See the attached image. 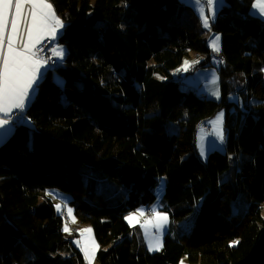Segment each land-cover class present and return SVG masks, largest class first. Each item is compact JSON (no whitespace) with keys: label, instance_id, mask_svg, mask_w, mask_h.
Masks as SVG:
<instances>
[{"label":"trees","instance_id":"obj_1","mask_svg":"<svg viewBox=\"0 0 264 264\" xmlns=\"http://www.w3.org/2000/svg\"><path fill=\"white\" fill-rule=\"evenodd\" d=\"M48 1L64 21L56 43L67 51L39 82L26 122L0 144V264H86L63 215L40 200L48 188L72 196L75 217L100 245L98 264H179L183 256L189 264H264V24L250 16L254 0H224L212 25L221 36V102L171 76L189 53L210 54L199 18L179 0ZM236 74L255 104L227 125L225 152L202 162L196 129L226 105ZM168 122L178 131L167 134ZM230 157L237 167L227 175ZM85 164L127 187L118 206L84 185ZM160 177L170 218L196 211V219L190 233L166 235L161 251L149 253L128 237L124 213L154 203ZM238 193L249 202L241 215Z\"/></svg>","mask_w":264,"mask_h":264},{"label":"rangeland","instance_id":"obj_2","mask_svg":"<svg viewBox=\"0 0 264 264\" xmlns=\"http://www.w3.org/2000/svg\"><path fill=\"white\" fill-rule=\"evenodd\" d=\"M179 1L184 7L191 8L199 18L201 25V40L206 43L210 54L189 53V56L184 57L181 64L171 72V76L173 79L187 85L188 90L193 92L196 96L215 102H221L222 94L218 74V70L222 64L221 59L218 58L221 50V36L212 29V25L219 11L223 8L226 9L225 1L219 0L214 18L208 13L207 6L205 5V15L209 17V27L204 26L199 12L197 11L195 0ZM254 4H258V0L253 1L250 16L258 19L264 24V14H261L260 8L254 7ZM230 12L235 19L241 22L246 19L244 15H241L233 9H231ZM58 17L63 21L60 16ZM63 26L56 28L58 35L54 38L55 51H62L63 55H55L52 49L51 57L56 59L58 65L52 64L51 59H48L51 64L50 67L53 70L56 66L61 65L62 60L66 56V48L56 43V39L63 32ZM216 36H219V41L217 42L216 50H214L211 41ZM207 58H209V60H206ZM236 76L238 81L235 84L234 81L231 83V90L225 101L226 105L220 107L213 117L202 121L196 129L194 150L202 162L206 161L207 155L211 151L225 152L227 125L234 126L239 117L243 121L245 114L252 109L255 104L252 91L248 88L245 81L239 80L242 78V74H236ZM54 78L57 82H60L57 75H54ZM157 78L160 79V76L157 75ZM33 101L31 103H33ZM221 113L222 117L217 120V117L220 116ZM25 122L26 120H23V123ZM164 127L167 134L178 131V124L175 122H168ZM235 167H237V160L236 158L230 157V170L226 172V174L228 175ZM82 175L84 185L89 187V184L93 183L95 191L104 196L109 206H118L123 196L127 194L128 189L126 186L118 185L115 182L105 179L101 173L93 169L89 164L82 166ZM164 188L165 178L160 177L154 190L156 196L155 202L147 207L140 206L134 211L124 213V218L130 226L128 237L134 242L137 250L141 247H145L147 252L155 253L161 251L166 235H169L173 239H177L179 236L191 232L196 219V211H193L181 221L171 219L170 214L167 212L169 207L163 199ZM43 194L45 197H40V200L43 198L50 199L56 213L58 215H63V232L69 236L72 244L82 252L86 264H98L96 255L97 251L100 249V245L95 239L91 226L81 223L75 217L74 208L70 205L72 196L69 193L55 188L45 189ZM233 203L237 213L240 215L249 207V202L246 200L243 193H238ZM56 205H60L59 210ZM69 209H71V212H69ZM148 209L150 211L146 213ZM65 228L68 230L65 231ZM106 248L108 247H105V249ZM150 248L152 250H150Z\"/></svg>","mask_w":264,"mask_h":264},{"label":"snow or ice","instance_id":"obj_3","mask_svg":"<svg viewBox=\"0 0 264 264\" xmlns=\"http://www.w3.org/2000/svg\"><path fill=\"white\" fill-rule=\"evenodd\" d=\"M25 2L31 3L32 5H40L44 9H48V13H42L39 19L35 11L32 12V25L28 28L29 39L32 38L33 30L37 32L47 30L53 35H58L56 32L57 27L63 26V21L57 17L54 11H51L52 5L47 3L46 0H15L16 12L20 13L21 5ZM13 0H0V56H2L3 63L0 66V113L7 115L12 108L23 109L26 105V98L30 97L28 91L32 87V80L35 78L32 73L39 71V61H31L28 57L21 59L20 54L16 53L12 47L13 40L12 36L8 37V53H3L4 44V27H5V16L4 8L11 5ZM197 11L204 23L205 27H209V17L205 15V5L207 6L208 13L214 18L216 8L219 5V0H195ZM254 7H259L261 14H264V0H258V4H254ZM49 20L53 22V26L49 27ZM17 29V21L15 17L12 19V31L15 32ZM219 36H216L212 41L211 45L216 50ZM27 47V45H25ZM55 55L62 56V51H55ZM22 67L26 68L27 71H22ZM222 117V113L217 117L219 120ZM9 125L7 119H0V132L4 136H7L11 131V127H5ZM203 154V153H202ZM57 209H60V205H56ZM71 212V209H69ZM68 229L65 228V231ZM233 243H236L235 241ZM150 250H152L150 248Z\"/></svg>","mask_w":264,"mask_h":264},{"label":"crops","instance_id":"obj_4","mask_svg":"<svg viewBox=\"0 0 264 264\" xmlns=\"http://www.w3.org/2000/svg\"><path fill=\"white\" fill-rule=\"evenodd\" d=\"M47 3L50 4L48 0H46ZM35 11L37 14V18L41 16L42 13H48V9L42 8L40 5H32L31 3L25 2L21 5V11L20 13L16 12V5L15 0H13V3L11 5H8L4 8V16H5V27H4V44H3V53H8V37L9 35L12 36L13 44L12 47L15 50L16 53L20 54L21 59L23 57H28L31 61H39V71L32 73V75L35 77L32 80V87L28 89L30 93V97L26 98V105L23 109H17L12 108L10 112L5 115L4 113H0V119H7L9 121V125H6L5 127H11V131L8 133L7 136H4L2 132H0V144L3 143L13 132L15 126L17 124L23 123L24 118H21L18 122H15L12 118L13 114L16 111H20L21 114L25 110V108L30 105V103L35 100L38 92V85L39 82L43 79V77L46 75V73L52 68L50 67V61H48L47 58L44 56H40L36 54V50L40 43L44 39H49L50 41V52L55 50L54 49V38L56 35L51 34L47 30H43L40 32H37L35 29L32 33V38L29 39L28 35V28L32 25V12ZM51 11H54L53 8ZM55 13V12H54ZM55 15L58 17V15L55 13ZM15 17L17 21V29L15 32L12 31V19ZM53 26V22L49 20V27ZM57 32V29H56ZM27 45V47H25ZM52 56V53H51ZM54 57H50L51 63L54 65H58L56 59H52ZM3 59L2 56H0V66H2ZM53 65V66H54ZM52 66V67H53ZM22 71H27L26 68L22 67ZM179 264H189L188 259L186 256H183Z\"/></svg>","mask_w":264,"mask_h":264},{"label":"built area","instance_id":"obj_5","mask_svg":"<svg viewBox=\"0 0 264 264\" xmlns=\"http://www.w3.org/2000/svg\"><path fill=\"white\" fill-rule=\"evenodd\" d=\"M48 40L49 39H44L40 45L38 46L36 50V54L40 56H44L45 58L49 59L51 57V52H50V47H48ZM13 120L15 122H18L22 118V114L20 111H16L13 116ZM150 210H147L146 213H149Z\"/></svg>","mask_w":264,"mask_h":264},{"label":"bare ground","instance_id":"obj_6","mask_svg":"<svg viewBox=\"0 0 264 264\" xmlns=\"http://www.w3.org/2000/svg\"><path fill=\"white\" fill-rule=\"evenodd\" d=\"M50 46H51V45H50V41L48 40V47H50ZM218 58L221 59V58H222L221 55H218ZM148 210H149V209H148Z\"/></svg>","mask_w":264,"mask_h":264}]
</instances>
